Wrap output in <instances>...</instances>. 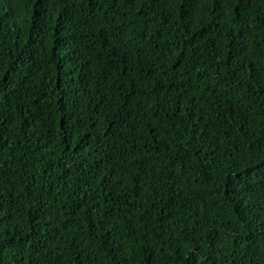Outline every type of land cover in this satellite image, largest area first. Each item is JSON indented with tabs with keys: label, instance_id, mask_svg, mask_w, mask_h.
I'll list each match as a JSON object with an SVG mask.
<instances>
[{
	"label": "trees",
	"instance_id": "1",
	"mask_svg": "<svg viewBox=\"0 0 264 264\" xmlns=\"http://www.w3.org/2000/svg\"><path fill=\"white\" fill-rule=\"evenodd\" d=\"M0 264H264V0H0Z\"/></svg>",
	"mask_w": 264,
	"mask_h": 264
}]
</instances>
